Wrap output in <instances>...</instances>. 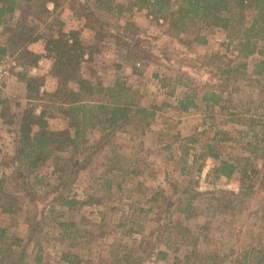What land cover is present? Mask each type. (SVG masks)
<instances>
[{"label":"rangeland","instance_id":"1","mask_svg":"<svg viewBox=\"0 0 264 264\" xmlns=\"http://www.w3.org/2000/svg\"><path fill=\"white\" fill-rule=\"evenodd\" d=\"M89 1H62L56 14L68 22L64 26L66 32L78 27L72 25V10L79 8L83 13L82 4H87L100 21L98 36L90 28L77 31L87 54L94 53L93 58L86 55L82 63L83 78L104 87L123 84L128 90L127 97L142 107H158L156 116L149 126L117 127L113 132H105V138L100 129L89 128L84 136L90 147L86 150L80 147L75 153L74 159L81 161L78 171L62 179L50 159L38 173L27 178L29 188L23 181L12 178L19 123L12 125V130L0 128V177L6 179L5 208L13 209V213L0 209V227L7 229L9 238L4 242L13 252L9 261H18L25 251L28 264H38L35 261L38 255L43 257V264H66L61 260L64 252L78 254L83 264H107L108 261L114 264L111 262L114 254L121 260L124 254L131 253L141 264H238L235 261L243 243L255 246L260 241L264 243L260 231L262 228L264 233V220L261 221L264 173L256 180L251 194L224 208L220 203H227L234 196L228 193L223 177L217 178L212 171L220 161L206 153L211 145L212 151L220 154L221 161L251 165L244 160L249 153L242 149L248 139L239 135V122H236L239 116L235 119L231 113L249 109L251 114L258 110L256 101L264 97V75L256 76L253 70L264 55L240 56L237 40L220 29L192 26L187 32L176 34L171 31V17L153 16L141 7V0H127L128 6L135 5L131 10H123L126 15L101 11L96 15ZM21 16L27 25L39 24L38 31L46 37L58 32V27L52 25V17L46 23H39L29 14L18 13L10 26L0 25V45L12 37ZM18 56L5 57V62L12 59L17 66L9 65L6 73H0V101L8 99L7 106L3 107L7 119H18L22 111L25 115V110L36 115L45 110L51 130L68 128L63 114L67 107L52 97L59 87L54 60L47 59L50 63L41 66L39 76L38 71L31 70L30 63L22 64ZM241 63L247 68L239 69ZM24 72L29 76L38 75L40 97L33 101L28 100L26 81L16 79ZM70 87L75 89L76 85ZM212 91L223 95L226 110L219 106L207 109L201 102L203 95ZM187 93L196 95L200 104L198 111L186 113L178 109L179 101ZM13 129L15 135H10L8 131ZM218 131L227 134L230 131L231 140L215 142L213 138ZM190 138L198 139L199 143H189ZM70 154L58 155L71 165ZM202 154L205 156L200 159ZM127 170H138L141 174L125 176ZM65 181H69L68 186L61 188ZM109 182L111 188H108ZM196 191L200 194L193 198ZM158 192H163V197L152 200ZM61 196L80 201L93 196L100 203L69 210L60 205L58 197ZM188 200L191 206L187 215L180 208H185ZM52 206L58 211L55 215ZM101 213L105 216L102 222ZM60 223H67L69 227L63 229ZM129 230L136 232L127 233ZM255 230L258 232L253 234ZM69 231L72 237L68 236ZM75 235L78 236L75 238ZM252 235L257 240H251ZM194 238L197 239L196 253L188 259Z\"/></svg>","mask_w":264,"mask_h":264},{"label":"trees","instance_id":"2","mask_svg":"<svg viewBox=\"0 0 264 264\" xmlns=\"http://www.w3.org/2000/svg\"><path fill=\"white\" fill-rule=\"evenodd\" d=\"M62 1L67 0H0V25L10 26L11 22L17 18V14L20 13L24 16L27 14L33 16L39 23H46L52 17V25L58 27V32L54 36L46 37L38 31L39 24L27 25L23 20L24 17L21 16L19 20L17 19V25L15 31L13 30L14 34L12 37L7 44L0 46V62L5 57L9 55L15 56L16 54L20 56L17 58L22 64L30 63L34 66H37L42 58L54 60L55 75L58 78L59 87L52 94V97L53 99L55 98L56 103H61L67 107L63 114L68 120L69 127L63 130H51L45 110H42L38 115L26 110L23 120L17 129V148L12 158L15 162L12 178L17 182L23 181L22 184L26 188H29L27 178L31 174L38 173L50 159L53 160L55 172L60 174V178L63 179L68 176V173L70 175L75 174L81 166L80 159H74L75 153L80 147L83 150L90 147L87 146L88 140L84 136L89 128L100 129V131L104 132L102 138H105L107 136L105 132H113L117 127L131 124L149 126L158 109L156 106L150 108L142 107L133 99L127 97L126 92L128 90L123 84L117 83L113 87H104L83 78L81 68L87 55V47L82 43L78 32L75 30L66 32L64 30L65 23L56 16L57 11L62 7ZM49 3L54 5L53 10L49 8ZM141 3V7L148 9L153 16H165L167 14L171 17L173 20L171 31L176 34L185 33L192 26L199 29H220L229 32V38L232 40H237L240 56L249 58L256 54L264 55V0H141ZM81 6L84 8L83 13L78 10L79 8L73 10L87 19V27L95 31L98 36V24L100 21L95 18L94 13L87 4H82ZM39 40L45 41V54L43 56L35 54L27 48L28 44ZM240 68L246 69L247 65L241 63ZM231 70L230 68L224 73L228 74ZM253 72L256 76L261 77L264 75V59L255 64ZM20 78L26 81L28 85V98L31 100L39 98L38 79L27 77L26 74L20 75ZM71 84L76 85V88H71ZM201 102H204L207 109L219 106L222 110H226L223 95L215 91L205 93ZM259 102L263 109V117L260 120L254 117V114L251 115L249 120H246L244 116L245 114H250L249 109L242 113H231V116L234 118L239 116L237 119L235 118L236 122L246 125L247 128L258 127V125L264 126V97L260 98ZM199 108L200 104L195 94L187 93L178 103V109L186 113L198 111ZM213 139L215 142L230 140L225 131L216 132ZM188 142L199 143L198 139L195 138H190ZM186 149L189 150V148ZM208 149L206 155L220 161L219 165L214 169V174L217 178L222 176L231 177L238 171L239 164L226 160L221 161L220 154L212 151L211 145H208ZM59 153H72L70 157L72 164L64 163L62 158L59 157ZM204 156V154L200 155V159L204 158ZM244 160L249 162L250 159L245 158ZM129 173L130 175H138L141 174V171H124L125 176ZM258 173L257 169L252 165L246 164L243 168L242 184H244L245 196L254 191ZM5 183V177H0V209L5 213H13L11 207L5 208L6 200L8 199L7 191L4 189ZM68 184L69 181H65L62 183L61 188H66ZM111 185V182H109L108 188H111ZM122 186L123 183H119L120 189ZM188 192L189 190H187ZM220 192L223 193L225 191L221 190ZM228 193L234 196V199H229L227 203H220V206L222 204L224 208H230L233 202L238 199L235 193L229 191ZM163 194V192H158L152 200L157 201L159 197H163ZM198 194L200 193L196 191L192 197L195 198ZM242 200L243 198L240 199V201ZM58 201L61 206L69 210L77 209L79 206L100 203V200L94 199L93 196H89L88 200L85 201L61 196L58 197ZM164 201L168 202L166 196H164ZM190 203L191 201L188 200L185 203V208H180L181 212L188 215ZM51 209L53 215L58 212L54 206ZM101 215L100 222L105 217L104 214L101 213ZM158 216V220H160L161 214L159 213ZM263 220L264 212L261 221ZM59 225L63 229L69 227L67 223H60ZM121 226L124 227L123 224ZM178 226L182 225L179 224ZM260 231L264 236L262 228H260ZM79 232L81 231L79 230ZM126 232L136 231L129 230ZM257 232L258 230H255L253 234ZM65 234L63 233V235ZM67 234L72 237L70 231ZM187 234L189 235V231ZM77 236L75 235L74 237L76 238ZM8 239L7 229L0 227V264H28L25 251L18 261H9L13 252L6 248L4 241ZM250 239L257 240V237L252 235ZM193 241H195L193 243V251L189 253L188 259H192L196 253L197 239L194 238ZM243 245L240 256L235 261L236 263L264 264V243L260 241L257 246L251 243H243ZM125 250L128 249L125 248ZM133 254H124V259L121 260H118L117 255L114 254L111 262L114 264H141V260ZM166 257L167 255H164V258ZM42 260V256L38 255L35 257V261L38 264H43ZM61 260L66 264H83L81 256L71 252H64ZM107 264H110L109 261Z\"/></svg>","mask_w":264,"mask_h":264},{"label":"crops","instance_id":"3","mask_svg":"<svg viewBox=\"0 0 264 264\" xmlns=\"http://www.w3.org/2000/svg\"><path fill=\"white\" fill-rule=\"evenodd\" d=\"M126 2H127V0H90L89 1V3L91 4V7L94 10L96 15H97V12H99V11H101L103 13H108V14L113 13L115 15L116 14L120 15L123 13L124 15H126L127 14L126 11H128L129 9L131 10L133 8V6L135 5V4L129 3V6H128V3H126ZM49 8L51 10H53L54 5L51 4V6ZM123 10H126V11H123ZM72 11H71L72 16L74 17V20L72 21V23H73L72 25H78V27H71V31L72 30L78 31V29L80 31H89V29L87 27V19L83 18L82 15H80L79 13H76L74 10H72ZM119 12H121V13H119ZM63 22L65 23L66 26L68 25V22H66V21H63ZM7 42H8V40L6 39L5 43L7 44ZM5 43H1L0 46L5 45ZM27 48L35 54L42 55V56L45 54V42L43 40H39L37 42L30 43V44H28ZM87 56L93 58L94 53H91V54L89 53V54H87ZM47 63H50V61H48L45 58H42L39 61V64L37 66L36 65L35 66L29 65V67L31 68V70L33 69V71H35V72L38 71L39 76H41L42 70H43L41 68V66H43ZM39 67L41 69H38ZM31 70H29V72ZM23 74H26L27 77L38 78L37 74H35V76H33V75L29 76L27 74V72H24V73H20V74H18V76H16V79L18 82L24 81L20 78V75H23ZM28 100L33 101L29 98H28ZM7 103H8V99H3L2 101H0V128L3 129V128L8 127V128H10V130H12L11 126L15 125L17 123H19L18 127H17V128H19V125L21 124L23 117H24V115L22 114L24 111H22L21 116L18 119H16L15 117H13V118L9 117L7 119L6 113L4 111L5 109H3V107L7 106ZM256 106H257L258 110L261 109V107H262V105L259 102V99H258V101H256ZM258 110L255 113H251L250 115L254 114V117H256L257 119L260 120L263 117L262 116L263 114H262V112H260ZM25 112H26V110H25ZM244 118L246 120H249L251 118V116H249V114H245ZM237 125H239V131H238L239 135L247 137V139H248L246 144H242V149L244 148L247 151V153H249V156L246 157V159H250L248 163H251V165L254 168H256L257 171L259 172L257 177H256V180H257L258 177H260L262 175V173H264V126L258 125V127L255 126L252 128H247V126L244 124H237ZM8 132L11 133L10 135H15L14 129H13V131H8ZM229 132H228V138H230ZM16 133H17V131H16ZM231 135L233 137H235L234 133L232 134V131H231ZM230 140H231V138H230ZM241 140L242 139L240 138V141ZM231 160H233V159H231ZM227 161L230 162V160H227ZM239 165H240V163H239ZM245 165L246 164L240 165L238 168V171H236V173L233 174L231 177L222 176L223 179L227 182V188H228L229 192H233V193H235L236 196H238V199H236V200H240L245 195V191H244L245 189L243 187L244 184H242L243 168L245 167ZM217 166L218 165H216V167ZM216 167H214L212 171H214V169ZM238 250H239V248H238Z\"/></svg>","mask_w":264,"mask_h":264},{"label":"built area","instance_id":"4","mask_svg":"<svg viewBox=\"0 0 264 264\" xmlns=\"http://www.w3.org/2000/svg\"><path fill=\"white\" fill-rule=\"evenodd\" d=\"M4 60L0 62V73L1 74L6 73V67H9V65H12L13 67L17 66L16 62L12 59H9L7 62H5ZM2 70L3 72H1Z\"/></svg>","mask_w":264,"mask_h":264}]
</instances>
